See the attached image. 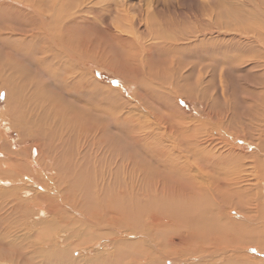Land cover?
<instances>
[{"label": "rangeland", "instance_id": "rangeland-1", "mask_svg": "<svg viewBox=\"0 0 264 264\" xmlns=\"http://www.w3.org/2000/svg\"><path fill=\"white\" fill-rule=\"evenodd\" d=\"M225 1L0 0V18H3L2 16L7 18L5 29L8 30L4 31V28H0V51L5 52L7 45L15 47L11 45L24 42L22 49L27 48L26 54L31 55L28 59L25 51H20L21 49L18 47L15 48L24 53V62L23 58L17 54L15 55L17 51L13 48L9 55L10 61L19 60L17 66L14 64L16 67L13 69L16 77H22L18 85L16 79L14 80V88H16V92H19L18 94L14 93L19 96V100L12 99L11 103H7L4 97L6 89L0 90V264H64L62 260L66 256H70V258L73 256L76 264H124L115 261V258L111 255L115 254L114 250L120 243H125L128 240L130 242L138 240L139 237L134 233L140 230H142L140 231L141 234H151L153 244L154 239L156 240L155 243L161 242L160 244L163 246L161 248H165L162 251L185 254L187 247L176 240L179 238L176 234L182 230L181 236L185 235L183 228L186 227V223L169 216L170 208L166 209L164 207L168 205L166 198L164 203L155 202L161 201L157 197L158 195L162 196L164 190L172 189L171 186L173 187V185L169 183V179H176L178 175V171L174 170L170 162H168L169 168L163 166L164 159L167 161L172 159L179 164L172 152V146L176 143L184 145L188 152L192 148L197 150L198 147L201 154L199 158L204 162L200 163L204 168V174H194L196 178H199L198 183L202 186L194 184L193 187L181 179L180 184L183 185V192L185 193L182 192V188L179 186L174 189H177L183 195L192 194V190H194V195L197 192L200 199L198 205L203 206L204 213L209 216L207 217L209 222L206 218L202 220L203 228L207 227L206 231L207 229L209 231L205 233L201 242L202 245L207 243L208 246V248L205 245L203 246L205 248L202 249L204 250L202 251V258L183 259L182 256H179L178 259H182V264H264V249L261 247L264 248V243L262 241V245L258 241V236L263 235L264 223L263 219H260V213L257 214L258 200H260L264 211V185L263 181L260 180L262 179L261 174L264 173V50L260 49L247 57L243 56L242 59H237V63H235L237 66L233 67V71L230 72L229 68L228 72L230 74L228 73L227 76L224 75L220 79L217 73L221 66H217L211 89H209L208 96L205 99L200 95L190 98L180 95L181 88L186 86H194L193 89L196 93L198 88L202 93L204 92L202 87L207 78L205 73H202L201 78H198L197 73L188 80L183 77V70L188 68L187 65L189 62L191 63L190 60L192 62L196 60L195 62L199 66L198 70L204 71L206 68V66H203L204 63H200V60L201 62L207 61L205 59L206 55L204 54V57H202L196 52L199 55L198 57L197 54H194L195 43L193 41V36L198 35L201 30L207 27L204 23L213 22L215 25H212L220 32L229 30L228 32L231 33L233 30L231 34L234 36V25L236 21H241L239 18H241L242 13L240 12L254 13L256 12L255 3L260 2V0H254L255 2L244 0L243 7L239 6L238 3L237 8H229ZM236 1L240 2L241 0ZM261 4H259V7H263L264 2ZM79 6L86 9V11L81 15L76 14L74 16L73 14L76 9L80 8ZM250 7L252 8L250 9ZM9 11L12 13H9ZM37 12H42L45 16H48L47 20L52 17L51 25L48 26L46 23L39 22L40 17H37ZM79 15L82 18L79 20L80 25L75 26L76 22L73 25L66 23L73 16L77 17ZM130 17L133 19L135 28L131 26L130 29L128 25L127 21ZM141 18L148 19L151 22L148 31L143 32L147 27L146 22L143 19L140 20ZM233 19H235V23H233ZM16 22L17 24H15ZM83 23H86L85 27L87 28L84 27ZM211 23L209 24L211 25ZM66 25L67 27H65ZM80 26L83 28L78 29ZM117 26L121 29L117 30L119 35L130 41H136L135 36L141 35L142 32L143 34L139 35L138 39L145 44L154 42L152 39L150 40V34L155 29H157V34L161 35L160 33H163L161 36L166 35L164 40L167 46L162 50H155L152 56L154 65L153 71H150L151 77L134 73L137 71H132L126 64L124 65L123 57L126 58L128 56L127 52L130 54L131 51L122 49L115 42L112 43L113 40L110 41L112 38L108 39L111 36L107 37L110 34L108 31L115 32ZM20 31L24 33L29 31L30 33L24 34L27 37L24 39L23 37L20 38L18 33ZM235 35L237 34L235 33ZM72 36L74 40L77 38L78 40H76L79 42L76 40L73 42ZM49 37L55 38H52V42L55 41L52 45L55 46L54 49L60 50L62 48L66 52L65 58L59 56L56 59H43L48 55H44L41 50L43 45L47 47ZM90 43L93 45H91L88 57L84 56L85 59L81 60L85 61L77 67L74 60H79V58L76 56L80 54L79 52L84 55V50L87 49L85 46ZM199 43H197L198 46H200ZM76 46L79 47L76 49ZM185 47L186 50L188 48L187 51ZM40 53L41 56H39ZM211 54L209 58L214 65V62L220 57H216L215 49L212 50ZM26 58L29 61L26 62ZM240 60L246 62L241 63ZM113 61L120 66L115 65L116 67H114L112 65ZM115 68L118 70L117 72H115ZM124 69L125 72L127 70L126 73L122 72ZM16 70L22 71L17 73ZM66 70L70 71L67 75L65 74ZM75 70L79 72L75 73ZM119 71L122 75L118 73ZM128 71H130V74H128ZM71 79H73V83ZM63 81H66L65 84ZM76 82H78V85ZM81 84H86V87ZM72 86H75V89ZM107 93H110L112 97H106ZM165 95L168 96V99L162 101ZM16 96H13V98ZM111 98L115 101H111ZM119 103L122 105L119 106ZM110 106L112 107L110 108ZM18 108L21 110L19 111ZM113 111L116 113H113ZM174 112L177 114L176 118ZM112 114L117 117L118 125L123 126L120 133L124 136L121 134L117 137L113 136L109 129L107 132L117 142V144L115 143L118 147L116 152L120 154L117 156L123 157L129 154L139 161L141 157L150 160L149 167L151 170L148 168L150 174L145 175L152 181L150 191H144L147 183L143 182L142 178L145 176H141V178L140 173H130L128 172L129 169L115 171L117 169L114 166L110 167L108 163V158H113V146L106 143V140H98L99 136H97L96 128L101 124L105 126L107 123H113L106 117V115L111 116ZM42 116L47 119L46 122L44 119L39 120ZM118 116L122 118V121ZM22 118H30L33 121H30L29 124H23ZM132 118L133 121H131ZM137 122L142 126L138 125ZM122 123H127L128 126L126 127ZM135 125L137 128L139 127L141 132L138 131L139 129L133 128V126L136 127ZM191 125L194 126V129L189 130L188 136L191 141H197L198 146L191 145L190 142L180 138L185 136V133H182L183 128L185 129ZM132 129L138 135L135 136L137 137L136 142L129 136ZM138 132L142 133V136ZM143 133L145 134L143 135ZM146 133H149V135H146ZM38 134L42 137L34 139V136ZM139 137H143L142 142H139ZM119 138H121V141L118 140ZM100 143H106L107 146L106 144L104 146L100 145ZM163 148L165 151H163ZM168 148L170 149L168 150ZM146 154L150 159L146 157ZM9 155L11 159L14 155L15 161H10ZM178 156L181 157L179 154ZM183 157L188 156L184 155ZM197 159L194 154L193 160L199 163ZM239 159L241 163H239ZM231 161H234L232 164H236V166L229 170ZM216 162H218L217 165ZM157 163L166 168L160 167L165 170L164 172L158 169L159 165ZM136 164L137 168L141 167V162ZM219 168L229 171V176L232 177L243 175V181L239 186L246 188L250 185L253 188L261 187V193L254 194V191L253 193L250 192L254 197L247 200L239 196L238 193L240 192L234 189V193L224 194L226 202H223V206L222 204L218 205L219 200L214 199L216 194H212V197L207 191L210 188V182L216 181L219 175L222 174ZM172 174L176 177H172ZM167 175H170V177ZM112 178H117V180L108 185L109 180ZM134 178L137 181L132 189L126 184L133 181ZM161 178L164 179L163 184L165 182L166 185L160 184L158 186L154 184ZM200 178H203L205 185ZM13 182L16 183L13 184ZM157 187H160L159 191ZM40 195H43V199L40 198ZM44 196L47 197L44 198ZM156 204L163 205L162 208L165 209L168 216L165 214L159 215L158 223L152 226L151 213L154 209H159ZM206 204H212V207L206 206ZM87 213L93 216L92 223L85 224L87 220L84 219H88L85 215ZM130 214L135 217L133 221H130ZM101 217L109 223H102ZM97 220L99 223L96 222ZM121 222L124 225L123 232L119 230L122 226ZM233 223L236 224V227ZM116 224L117 226H115ZM187 224L189 225L188 222ZM208 225H211L210 227L214 232L211 231ZM108 227L117 229L114 234L112 233V236H109L111 244L107 239L109 231L104 230ZM124 227H126L125 230ZM79 228L80 230L84 229V231L79 230V232ZM143 228L152 230L146 233ZM177 228L182 229L178 230ZM243 229L245 231L242 235ZM91 231L94 232L92 236L88 234ZM113 237H115V240ZM208 239L211 243L213 242L211 246L208 245ZM172 240H175V247L170 244ZM148 242L150 243V241ZM111 245L113 246L111 247ZM130 247L128 245L126 251L140 252L137 247ZM168 247L169 250H167ZM154 250L156 252L160 251V249ZM149 251L151 250L149 249ZM57 254H60V257H57ZM207 254H211V256ZM107 259L108 262L105 261ZM168 264H171V260Z\"/></svg>", "mask_w": 264, "mask_h": 264}, {"label": "bare ground", "instance_id": "bare-ground-1", "mask_svg": "<svg viewBox=\"0 0 264 264\" xmlns=\"http://www.w3.org/2000/svg\"><path fill=\"white\" fill-rule=\"evenodd\" d=\"M225 1V0H224ZM228 1V2H227ZM227 1H225L226 2V4L228 5V7L229 8H237L238 7V3H239V6H241V7H243L244 6V0H241V1H243V2H237L236 0H227ZM254 1V0H253ZM255 2V1H254ZM260 2L261 3H263L264 1H261L260 0ZM260 2H256L255 3V7H256V12H246V11H242V12H240V11H238V12H240V13H242V15L240 16L241 18H239V19H241V21L239 22V21H236V23L234 22V20L235 19H233V23H235V25H234V32H233V34H234V36L231 34L232 33V31H231V33L230 32H228L229 30H225V29H223V30H225L224 32H220V31H218V30H216V27L215 26H213L212 24H214L213 22L211 23V22H209V23H211V25L209 24V23H207V22H205L204 23V25L206 24L207 25V27H205L203 30H201L199 33H198V35H195V36H193L192 38L194 39L193 41H194V43H195V46H194V51H195V53L194 54H199L200 56H202V57H204V54L206 55V60L207 61H205V62H201V60H200V58H199V60H200V63L202 64V63H204V65L203 66H206V68H205V70L203 71V70H198V63L197 62H195V61H193L192 62V60H190L191 61V63L189 62V64L187 65L188 66V68L186 69H184L183 71H184V74H183V77H185V80H188V79H190L192 76H194V74L195 73H197L198 75V78H201V76H202V73H205L206 75H207V78H206V80H205V83L203 84V87H202V89H203V93L201 92V90L198 88V91H197V93L196 92H194V89H193V87L194 86H186V87H182L181 88V90H180V95H182L183 97H186V98H190V97H196L197 95H200V97H203L204 99L208 96L207 95V93H209V89H211V86H212V80H213V78H214V76H215V68L217 67V66H221V69L218 71V73H217V75H218V77H219V79H220V77H222V76H227V74L229 73L228 72V69L230 68V72H232L233 71V67L234 66H237V64H235V63H237V59H242V57L244 56V57H247L248 55H251L253 52H258L260 49L261 50H264V5H263V7H259L260 5L259 4H261ZM109 3V2H108ZM213 3V2H212ZM25 5V4H24ZM65 5V4H64ZM207 5V4H206ZM212 5V4H211ZM261 6H262V4H261ZM80 7V6H79ZM241 7H239V9H241ZM61 8V7H60ZM86 8V7H85ZM96 8V7H95ZM104 8V7H103ZM123 8V7H122ZM205 8V7H204ZM252 7H250V9H251ZM70 9V8H69ZM249 9V10H250ZM86 11V9H83V7L81 8H78V9H76V12L73 14L74 16L76 15V14H80L81 15V13H83V12H85ZM97 11V10H96ZM251 11H254V10H251ZM70 12V11H69ZM94 12V11H93ZM232 12V11H231ZM9 13H12V12H10L9 11ZM17 13V12H16ZM129 13V12H128ZM20 14V13H19ZM22 14V13H21ZM63 14V13H62ZM18 15V14H17ZM36 15H37V17H40V19L38 20L39 22H41V23H46L48 26H50L51 25V20L53 19L52 17H51V19H50V17H49V20H47V18H48V16H45V14H43L42 12H37L36 13ZM77 16V17H72V18H70L66 23L67 24H70V25H73L75 22H76V25L75 26H77V25H80V21L79 20H81L82 18H81V16ZM209 15V14H208ZM12 16V15H11ZM13 16H14V14H13ZM16 16V15H15ZM50 16V15H49ZM93 16V15H92ZM147 16V15H146ZM203 16V15H202ZM211 16V15H210ZM209 16V17H210ZM3 18H0V20H1V22H0V28H4V31L6 30L5 28L7 27L6 26V23H7V18L6 17H4V16H2ZM17 17V16H16ZM15 17V18H16ZM20 17H21V15H20ZM24 17H25V15H24ZM140 17V16H139ZM213 17V16H212ZM217 17V16H216ZM19 18V17H18ZM127 18V17H126ZM147 18H149V17H147ZM214 18V17H213ZM220 18V17H219ZM222 18V17H221ZM237 18V17H236ZM62 19V18H61ZM90 19V18H89ZM143 18H141L140 20H142ZM195 19V18H194ZM209 19H211V18H209ZM208 19V20H209ZM18 20V19H17ZM63 20V19H62ZM85 20H87V19H85ZM198 20H200V19H198ZM204 20V19H203ZM207 20V19H206ZM207 20V21H208ZM19 21V20H18ZM17 21V22H18ZM25 21V20H24ZM60 21V20H59ZM79 21V22H78ZM139 21V20H138ZM143 21L144 22H146V30H143V32L144 31H148L149 29V27H150V24H151V22L150 21H148V19L146 20V19H143ZM201 21V20H200ZM12 22H14V21H12ZM17 22L15 23V24H17ZM129 24V27H130V29H131V26H134L133 24V19L130 17V19H128V21H127ZM223 22V21H222ZM64 23V22H63ZM86 23H88V21H86ZM85 23V24H86ZM224 23V22H223ZM84 24V23H83ZM84 24V27L86 26ZM127 24V23H126ZM39 26H40V24H38ZM62 25V24H61ZM81 25H82V23H81ZM92 25H94V24H92ZM135 25H136V23H135ZM202 25V24H201ZM215 25V24H214ZM2 26V27H1ZM6 26V27H5ZM65 27H67V25L65 26ZM106 27H108V26H106ZM142 27V26H141ZM204 27V26H203ZM219 27V26H218ZM34 29H35V27H33ZM46 28H49V27H46ZM69 28H70V26H69ZM75 28V27H74ZM83 27L82 26H80V28H78V29H82ZM85 28H87V27H85ZM84 28V29H85ZM134 28H135V26H134ZM43 29V28H42ZM70 29H72V28H70ZM83 29V30H84ZM116 30H114L115 32H113L112 30H110V31H108V33H110L109 35L108 34H105L107 37H109V36H111L110 38H108V39H111L110 41L112 42V40H113V42L112 43H114L115 42V44L116 45H118V46H120L122 49H126V50H129V51H131L130 52V54L127 52V57L125 58V56L123 57V59H124V65L126 64L132 71H137V72H134V73H139L140 75H143V76H145V77H147V76H152V74L150 73V71L152 72L153 71V65H154V59L152 58V56L154 55V51L155 50H162V48H165L166 46H167V44L165 43V40H164V38L166 37V35H164V36H161V35H163V33H160L161 35H159V34H157L156 33V31H157V29H155V31H153V32H151V31H149V32H151V38H150V40L152 39L154 42H152V43H149V44H145V43H143V42H140L141 40H139L138 39V36L140 35H136L135 37V40L136 41H130V40H128V39H126V38H124V37H122V36H120L119 35V31H117V30H121L118 26L115 28ZM148 29V30H147ZM161 29V28H160ZM219 29V28H218ZM11 30V29H10ZM16 30V29H15ZM60 30V29H59ZM76 30V29H75ZM151 30V29H150ZM6 31H8V30H6ZM14 31V30H13ZM78 31V30H77ZM76 31V32H77ZM85 31V30H84ZM196 31H198V30H196ZM62 32V31H61ZM71 32H72V30H71ZM75 32V31H74ZM73 32V33H74ZM79 32V31H78ZM77 32V33H78ZM83 32V31H82ZM99 32V31H98ZM105 32V31H104ZM190 32V31H189ZM5 34H6V32H4ZM15 33V32H14ZM20 35V38L21 37H23L24 39H26L27 37L24 35V34H26V33H30L29 31H26V33H24L23 31H20V32H18ZM63 33V32H62ZM76 33V34H77ZM106 33V32H105ZM235 33L237 34V35H235ZM5 34H3V35H5ZM8 34H10V33H8ZM16 34V33H15ZM14 34V35H15ZM50 34V33H49ZM79 34H81V33H79ZM85 34V33H84ZM83 34V35H84ZM100 34V33H99ZM143 33L141 32V35H142ZM194 34H196L195 32H194ZM2 35V36H3ZM63 35V34H62ZM64 35H65V33H64ZM67 35V34H66ZM82 35V34H81ZM98 35V34H97ZM102 35V34H101ZM140 35V36H141ZM16 36H17V34H16ZM18 36V37H19ZM29 36V35H28ZM35 36V35H34ZM76 36V35H75ZM85 36H86V34H85ZM145 36H148V35H145ZM231 36V37H230ZM4 37V36H3ZM7 37V36H6ZM13 37V36H12ZM77 37V36H76ZM80 37V36H79ZM82 37V36H81ZM92 37V36H91ZM149 37V36H148ZM147 37V39H149ZM228 37H230L229 39H228ZM17 38V37H16ZM32 38V37H31ZM53 38V37H52ZM52 38H50L49 37V40H48V44H47V47H44V45H43V49L41 50L42 52H43V54L45 55V54H47L48 56H46V57H44L43 59H47V58H54V59H56V58H58L59 56L60 57H63V58H65L66 57V52H64L63 50H62V48L60 49V50H57V49H54V47L55 46H52L53 45V43L55 42H52ZM88 38V37H87ZM132 38V37H131ZM142 38H144L143 36H142ZM184 38V37H183ZM3 39V38H2ZM12 39V38H11ZM53 39H55V38H53ZM72 39H73V36H72ZM77 38H75V40H76ZM86 39V38H85ZM186 39V38H185ZM0 40H1V38H0ZM57 40V39H56ZM62 40V39H61ZM74 39H73V42L75 41ZM78 40V39H77ZM76 40V41H77ZM80 40V39H79ZM82 40V39H81ZM94 40V39H93ZM15 41V40H14ZM28 41V40H27ZM156 41V42H155ZM168 41V40H167ZM183 41H185V40H183ZM2 42V41H1ZM4 42V41H3ZM34 42V41H33ZM57 42H59V41H57ZM65 42V41H64ZM77 42H79V41H77ZM85 42V41H84ZM91 42V41H90ZM93 42V41H92ZM151 42V41H150ZM182 42V41H181ZM198 42H200L199 43V45L200 46H198ZM47 43V42H46ZM81 43V42H80ZM82 43H83V41H82ZM81 43V44H82ZM147 43V42H146ZM11 44V43H10ZM23 44H25L24 42H20L19 44H17V45H11V46H15V47H18V48H20L21 50L20 51H25V54L27 53V51H26V49L27 48H23L22 49V47H23ZM75 44V43H74ZM61 45V44H60ZM63 45V44H62ZM91 45H93V44H88L87 46H85L87 49H83L84 50V55L81 53V52H79L80 54L78 55V56H76V57H78L79 58V60H74L75 61V64L77 65V67L79 66V65H81V64H83V62L85 61V60H81V59H85V57L84 56H87L88 57V54H89V51H91ZM194 45V44H193ZM71 46V45H70ZM125 46H128V47H125ZM190 46H192V45H190ZM189 46V47H190ZM15 47H10V46H6V51L5 52H1L0 51V90L1 89H6V95L4 96L5 97V99H6V101H7V103H11L13 100L12 99H15V100H19V96H16L19 92H16V88H14V80L16 79V82H17V85L18 84H20V80H21V78H20V76L19 77H16L15 75H14V68L17 66V62L19 61H14V60H11L10 61V58H9V55H10V52H11V50H12V48L15 50V51H17L16 53H15V55L17 54V55H19L21 58H23L22 60H23V62H24V53H21L20 51H18L17 50V48H15ZM65 47V46H64ZM79 46H76V49L78 48ZM83 47H84V45H83ZM94 47V46H93ZM176 47V46H175ZM59 48V47H58ZM174 49V48H173ZM184 49V48H183ZM189 49H191V48H189ZM216 50V57H220V58H217V60L214 62V65L212 64V62H211V60H210V58H209V56H210V54H211V52H212V50ZM82 50V49H81ZM185 50H186V47H185ZM187 50H188V48H187ZM186 50V51H187ZM31 51V50H30ZM41 51H39V52H41ZM192 51V50H191ZM35 52V51H34ZM115 52V51H114ZM160 52V51H159ZM167 52V51H166ZM174 52V51H173ZM176 52V51H175ZM197 52V53H196ZM97 53V52H96ZM103 53V52H102ZM105 53V52H104ZM110 53V52H109ZM109 53H107L108 54V56H110L109 55ZM72 54V53H71ZM101 54V53H100ZM169 54V53H168ZM197 54V55H198ZM244 54V55H243ZM51 55V56H50ZM99 55V54H98ZM112 55V54H111ZM199 55H198V57H199ZM212 55V54H211ZM26 56H28L27 54H26ZM29 56H31L30 54H29ZM29 56H28V59H29ZM39 56H41V53L39 54ZM38 56V57H39ZM50 56V57H49ZM81 56H83V57H81ZM92 56V55H91ZM186 56V55H185ZM188 56H190V55H188ZM70 57V56H69ZM90 57V56H89ZM95 57V56H94ZM211 57V56H210ZM237 57V58H236ZM41 58V57H40ZM102 58V57H101ZM27 58H26V62H27V60H28ZM96 59V58H95ZM99 59V58H98ZM104 59V58H103ZM111 59V58H110ZM176 59V58H175ZM198 59V58H197ZM201 59H203L204 60V58H201ZM212 59V58H211ZM53 60V59H52ZM73 60V59H72ZM106 60V59H105ZM108 60V59H107ZM29 61V60H28ZM111 61V60H110ZM115 61V60H114ZM113 61V62H114ZM120 61H121V58H120ZM123 61V60H122ZM157 61V60H156ZM174 61V60H173ZM213 61H214V59H213ZM39 62V61H38ZM73 62V61H72ZM118 62V61H117ZM239 62H241V63H245L246 61H243V60H240ZM40 63V62H39ZM52 63V62H51ZM63 63V62H62ZM104 63V62H103ZM105 63H107V62H105ZM109 63H111V62H109ZM187 63H188V61H187ZM16 66H15V65ZM20 64V63H19ZM172 64V63H171ZM112 65H114V67H119L120 65H116V62H114ZM116 65V66H115ZM176 65V64H175ZM200 65V64H199ZM50 66V65H49ZM59 66V65H58ZM74 66V65H73ZM107 66V65H106ZM111 66V65H110ZM178 66V65H177ZM73 68V67H72ZM108 68H109V66H108ZM111 68H112V66H111ZM118 69V68H117ZM156 69H157V67H156ZM201 69V68H200ZM202 69H203V67H202ZM13 70V71H12ZM113 70V69H112ZM22 71V70H21ZM20 70H16V72L18 73V72H21ZM118 70H116V68H115V72H117ZM70 71L69 70H66L65 71V74L67 75V73H69ZM79 71L78 70H75V73H78ZM122 72H125V69H124V71H122ZM126 72H127V70H126ZM125 72V73H126ZM129 73L128 74H130V71H128ZM85 73V72H84ZM118 73H121L120 71L118 72ZM154 73V72H153ZM16 74V73H15ZM24 74H26V73H24ZM155 74V73H154ZM230 74V73H229ZM81 75V74H80ZM121 75H122V73H121ZM204 75V74H203ZM64 76V75H63ZM73 76V75H72ZM119 76H120V74H119ZM142 76V77H143ZM54 78V77H53ZM78 78H80L79 76H78ZM82 78H83V76H82ZM197 78V79H198ZM68 79V78H67ZM84 79V78H83ZM208 79V80H207ZM24 80V79H23ZM72 80L73 79H71V82H72ZM184 80V79H183ZM66 81H68V80H66ZM65 81V82H66ZM79 81V80H78ZM81 81V80H80ZM194 81V80H193ZM64 82V81H63ZM65 82H64V84H65ZM69 83H70V81H68ZM83 82V81H82ZM73 83V82H72ZM77 83V85H78V82H76ZM75 83V84H76ZM187 83V82H186ZM199 82H198V80H197V85L199 86V84H198ZM54 84V83H53ZM68 84V83H67ZM81 85H83V87H86V84H81ZM61 86H62V84H61ZM65 86H68V85H65ZM174 86V85H173ZM73 87V86H72ZM75 87V86H74ZM73 87V88H74ZM79 87V86H78ZM175 87V86H174ZM180 87V86H179ZM62 88V87H61ZM80 88V87H79ZM63 89V88H62ZM75 89V88H74ZM77 89V88H76ZM71 90V89H70ZM82 90V89H81ZM76 91V90H75ZM14 92H16V93H14ZM13 96H16V97H14L13 98ZM106 97H112V96H110V93H107V96ZM105 97V98H106ZM171 97V96H170ZM115 98V97H114ZM117 98H118V96H117ZM116 98V99H117ZM167 99H168V96H164L163 98H162V101L164 100H166L167 101ZM197 99V98H196ZM23 100V99H22ZM115 101V99H112L111 98V101ZM190 100H192V99H190ZM193 100H195V99H193ZM37 101V100H36ZM35 101V102H36ZM118 101H119V99H118ZM20 102V101H19ZM117 102V101H116ZM198 102V101H197ZM51 104V103H50ZM104 104H105V102H104ZM114 105H115V103H113ZM120 104L121 103H119V106H120ZM165 104V103H164ZM15 105V104H14ZM106 105V104H105ZM113 105V106H114ZM122 105V104H121ZM169 105V104H168ZM107 106V105H106ZM33 107V106H32ZM105 107V106H104ZM112 106H110V108H111ZM19 108H20V106H19ZM19 108H18V110H19ZM103 108V107H102ZM51 109H52V107H51ZM118 109V107L116 108V110ZM21 110V109H20ZM19 110V111H20ZM112 110H113V108H112ZM115 110V109H114ZM28 111V110H27ZM56 112V111H55ZM107 112H110V111H107ZM104 113V112H103ZM102 113V114H103ZM113 113H116V112H114L113 111ZM129 113V112H128ZM175 113V112H174ZM33 114V113H32ZM35 114V113H34ZM54 114V113H53ZM176 114V113H175ZM38 115V114H37ZM110 115V114H109ZM113 115V114H112ZM111 115V116H112ZM182 115V114H181ZM103 116V115H102ZM111 116H108V115H106V117H108L113 123H107V125H105L104 126V124H101V126L100 125H98V127L96 128L97 130V136H99V138H98V140H100V141H104V140H106V143H108V144H111L112 146H113V158H108V163H109V165H110V167H112V166H114L117 170H115V171H120V170H130V171H128V172H130V173H133V174H135V173H140L141 175H140V177L141 176H147V174L149 173L148 172V168H149V170H151L150 169V160H148V159H146L145 157H141L140 155V157H141V159H140V161L138 160V159H136L133 155H126V156H123V157H120V156H117V155H120V154H118L117 152H116V149L118 148L116 145H115V143L117 144V142H116V140L114 139V137H110L109 135H108V129H109V132H111L112 134H113V136H116L117 137V135H119V134H121L120 132H122V128L121 127H123V126H121V125H118V122H117V117L115 116V115H113L112 117ZM176 116H177V114L175 115V118H176ZM21 117V116H20ZM122 117H124L125 118V116H123L122 115ZM19 118V117H18ZM23 118H25V117H23ZM21 119V120H23V124H29L30 123V121L32 122L33 121V119H30V118H28V119ZM118 118L120 119L121 117L120 116H118ZM123 118V119H124ZM126 118H127V116H126ZM134 118V117H133ZM133 118H132V120L131 121H133ZM179 118V117H178ZM42 119H44V117L42 116V117H40L39 118V120H42ZM104 119H106V118H104ZM139 119V118H138ZM18 120V119H17ZM45 120V122H46V120L47 119H44ZM121 121H122V118L120 119ZM127 120V119H126ZM20 121V120H19ZM124 121V120H123ZM140 122V121H139ZM17 123V122H16ZM42 123V122H41ZM130 123V122H129ZM135 123V122H134ZM138 123V122H137ZM143 123V122H142ZM109 124V125H108ZM123 125H125L126 127L128 126V124L127 123H122ZM127 124V125H126ZM140 123H138V125H139ZM141 125V124H140ZM229 125V124H228ZM18 126V125H17ZM20 126V125H19ZM18 126V127H19ZM22 126V125H21ZM124 126V128L126 129V127ZM131 126V125H130ZM136 126V125H135ZM142 126V125H141ZM106 127H107V129H106ZM147 127V126H146ZM157 127V126H156ZM21 128V127H20ZM23 128H24V126H23ZM111 128H112V130H111ZM133 128L135 129H139V127L137 128V126L136 127H134L133 126ZM142 128V127H141ZM143 128H144V125H143ZM149 128V127H148ZM157 129V128H156ZM160 129V128H159ZM192 129H194V126H188V127H186L185 129L183 128V132L182 133H185V136H183V137H180V138H182V139H184V140H186V141H188V142H190L191 143V145H197V141H191V138L188 136L189 135V133H190V131L189 130H192ZM197 129V128H196ZM199 129V128H198ZM136 130V131H137ZM144 130V129H143ZM95 131V132H96ZM125 131V130H124ZM138 131H140V129L138 130ZM149 131H151V130H149ZM163 131V130H162ZM141 132V131H140ZM140 132H138V133H140ZM142 132H145V131H142ZM153 132H154V130H153ZM160 132V131H159ZM22 133V132H21ZM137 133V132H136ZM134 131H133V129H132V131L130 132V134H129V136L131 137V139L133 140L134 139V141L135 140H137V137H135L137 134H136ZM192 133V132H191ZM142 133H140V135H141ZM145 133H143V135H144ZM151 134H152V132H151ZM187 134V135H186ZM193 134V133H192ZM95 135H96V133H95ZM94 135V136H95ZM121 135H123V134H121ZM146 135H149V133H146ZM145 135V136H146ZM153 135H156V134H153ZM183 135V134H182ZM96 136V137H97ZM124 136V135H123ZM138 136V135H137ZM142 136V135H141ZM145 136H143V137H145ZM167 136H169V135H167ZM35 138L34 139H39V138H41L42 136L41 135H35L34 136ZM126 137H128L127 135H126ZM143 137L141 138V137H139V142H142V140H143ZM158 137V136H157ZM175 137V136H174ZM96 139V138H95ZM130 139V138H129ZM130 139V140H131ZM146 139H147V137H146ZM167 139V138H166ZM118 140H120L121 141V138H119ZM149 140H151V139H149ZM154 140V139H153ZM180 140V139H179ZM152 141V140H151ZM176 141V140H175ZM136 142V141H135ZM155 142V141H154ZM159 142H160V140H159ZM167 142V141H166ZM182 142V141H181ZM106 143H100V145H105ZM131 143V142H130ZM134 143V142H133ZM171 143V142H170ZM175 143V142H174ZM182 143H184V142H182ZM146 144H148V143H146ZM203 144V143H202ZM131 145H132V143H131ZM157 145V144H156ZM167 145H168V143H167ZM186 145V144H185ZM106 146H107V144H106ZM150 146H152V145H150ZM158 146V145H157ZM169 146V145H168ZM198 146V145H197ZM159 147V146H158ZM166 147V146H165ZM192 148V147H191ZM203 148V147H202ZM162 149V148H161ZM170 148H168V150H169ZM110 151H111V149H110ZM135 151V150H134ZM139 151V150H138ZM163 151H165V149L163 148ZM198 151V152H197ZM151 152V151H150ZM172 152H173V156H174V158H176V160L179 162V164L178 163H176L174 160H169V161H167L166 159H164V164H163V166L164 167H167V168H169L168 167V165H169V163L168 162H170V164L174 167V170L176 171H178V175H177V177L174 175V174H172L171 176L173 177H176V179H169V183H171L172 185H173V187L171 186V188L172 189H167L166 191L164 190V193L162 194V196H159L158 195V197L157 198H160L161 199V201L160 202H157V201H155L156 203H164L165 202V198H166V200H167V204L168 205H165L164 207H166V209L167 208H170V210H169V216H171V218H173V219H177V220H182V222H185L186 223V227H184L183 228V233L185 234L184 236H181V234H182V230L179 232V233H177L176 235H178L179 236V238H177L176 240H178V241H180V244H182V245H184L185 247H187V249H186V253L184 254V253H182V252H179V253H174V252H172V253H168V252H164V251H162L163 249H165V248H161V247H163L162 246V244H160V243H155L156 242V240L154 239V244H153V242H151L152 241V238L153 237H151L150 235H144V234H141L140 233V231H142V230H140V231H137V232H135L134 234H136L137 235V237H139V239L138 240H135L134 242H130V240H128L127 242H125V243H120L118 246H116V248H115V250H114V255H111V256H113V258H115V261H117V262H122V263H124V264H136V263H140V264H168L169 263V261L171 260V264H182V259H178V257L179 256H182L183 257V259L184 258H189V259H191V258H196V257H198L199 259H201L202 258V251H204V250H202V249H204L205 247H203L204 245L208 248V246H207V243H205L204 245H202V239H203V237H204V235H205V233H208L209 231H208V229H207V231H206V228H203L204 226V224L202 223V220L204 219V218H206L207 219V217H209L208 215H207V213L205 214L204 213V207L202 206V207H200L199 205H198V201H200V199L198 198V195L199 194H197V192H195L196 194L194 195V190H192L191 192H192V194H186V195H183V194H181V193H179L178 191H177V189H174L176 186H179L180 188H182L181 190H182V192H183V185L182 184H180L181 183V179L182 180H184V181H186V183H189V184H191L193 187H194V184L196 185V184H200V183H198L200 180H199V178H196V175H194L195 173H203L204 174V172H203V166H201L200 165V163H204L203 161H202V159H200L199 157L201 156V154H200V151L198 150V147H197V150L196 149H193L192 148V150L190 149V151L188 152L187 151V149L185 148V146L184 145H181L180 143H176V145H173L172 146ZM192 154H191V153ZM137 153V152H136ZM135 153V154H136ZM140 153V152H139ZM144 153V152H143ZM141 154H142V152H141ZM147 154H149V153H147ZM146 154V155H147ZM151 154V153H150ZM178 154L181 156V157H179L178 156ZM189 154V155H188ZM194 154H195V157H197L198 159V161H199V163H197L196 161H194L193 160V158H194ZM170 155H172V154H170ZM188 156V157H183V156ZM138 156V157H139ZM144 156V155H143ZM152 156V155H151ZM192 156H193V158H192ZM238 156V155H237ZM9 157H10V159H11V156L9 155ZM137 157V156H136ZM137 157V158H138ZM146 157H149L148 155L146 156ZM154 158V157H153ZM202 158V157H201ZM15 158H14V155H13V157H12V159L10 160V161H13ZM149 159H150V157H149ZM154 160H155V158H154ZM196 160V159H195ZM212 160V159H211ZM15 161V160H14ZM157 161V160H156ZM156 161H155V163H156ZM236 161V160H235ZM17 162V161H16ZM139 163V162H141V167L140 168H137V164L136 163ZM158 162V161H157ZM232 162H234V161H231V163H230V169L229 170H231V168L232 167H234V166H236V164H232ZM256 162V161H255ZM15 163V162H14ZM217 163L218 162H216V165H217ZM219 163H221V162H219ZM239 163H241V160L239 159ZM158 164V163H157ZM226 164V163H225ZM18 166H19V164H17ZM16 165V166H17ZM159 165V168L158 169H161L162 170V172H164L165 170H163L162 168H164V167H162V164L160 165V164H158ZM216 165H215V167H216ZM219 165V164H218ZM5 166H7L6 164H5ZM214 166V165H213ZM227 166V165H226ZM260 166V165H259ZM20 167H22L21 165H20ZM113 167V168H114ZM145 167H147V168H145ZM152 167V166H151ZM153 167H154V165H153ZM152 167V168H153ZM156 167V166H155ZM160 167H162V168H160ZM214 167V168H215ZM7 168V167H6ZM156 168V169H157ZM223 168V167H222ZM222 168H219V170H220V172L222 173V174H220L219 175V178L216 180V181H213V182H210L211 184L209 185L210 186V188H208L209 190L207 191L209 194H211V196H212V194H216V197H214V199L216 198V199H218L217 201H218V205L219 204H222V206H223V202H226V197L224 196V194H229V193H234L235 192V190L236 191H239L240 193H238V195L239 196H242V197H244V198H246L247 200L248 199H252V197H254V195H252V193H253V191H254V194H258V193H261V187H255V188H253L251 185H250V187H248V188H246V187H243V186H239L240 185V183H242V181H243V175H241V176H237V177H232V176H229V171H227V170H225V169H222ZM227 168V167H226ZM257 168V167H256ZM18 169V168H17ZM24 169V168H23ZM26 169V168H25ZM119 169V170H118ZM164 169H166V168H164ZM211 169H213V168H211ZM1 170V169H0ZM154 170V169H153ZM155 171V170H154ZM217 171V170H216ZM151 172V171H150ZM170 172V171H169ZM180 172V173H179ZM211 172V171H210ZM214 172V171H213ZM218 172V171H217ZM209 173V172H208ZM150 174V173H149ZM148 174V175H149ZM165 174H167V173H165ZM218 174H219V172H218ZM202 175V174H201ZM88 176V175H87ZM144 177V178H142L141 180L143 181V182H145V183H147V185H146V190H144V191H150L151 190V185H150V183L152 182L151 180H149L147 177ZM168 176V175H167ZM207 176V175H206ZM209 176V175H208ZM261 176H262V179H260V180H262L263 181V185H264V173L263 174H261ZM90 177V176H89ZM139 177V178H140ZM168 177H170V175L168 176ZM204 177V176H203ZM260 177V176H259ZM201 179V182H203V178H200ZM216 179V178H215ZM117 180V178H112V179H110L109 180V182H108V185H110L111 183H114L115 181ZM11 181V180H10ZM13 181V180H12ZM137 180H136V178H134L133 179V181H131L130 183H128V184H126V185H129L132 189H133V185H134V183L136 182ZM163 181H164V179H162L161 178V180L160 179H158L157 180V182H155L154 184H156V185H166V183L164 182V184H163ZM167 181V180H166ZM206 181V180H205ZM7 183V182H6ZM10 183V182H9ZM16 182H13V184H15ZM8 184V183H7ZM33 184H34V182H33ZM203 184H204V182H203ZM167 185H168V183H167ZM205 185V184H204ZM10 186V185H9ZM12 186V185H11ZM31 186V185H30ZM200 186H202L201 184H200ZM235 187V188H234ZM158 188V191L160 190V187H157ZM167 188V187H166ZM178 188V187H177ZM196 188V187H195ZM201 188V187H200ZM206 189H207V187H206ZM205 189V190H206ZM235 189V190H234ZM179 190V189H178ZM258 191H260V192H258ZM202 192H203V190H202ZM250 192H252V193H250ZM183 193H185V192H183ZM35 195V194H34ZM33 195V196H34ZM262 195V194H261ZM42 196L43 195H40V198L41 199H43L42 198ZM202 196V195H201ZM257 196H259V195H257ZM39 197V196H38ZM45 197H47V196H44V198ZM188 197V198H187ZM213 197V196H212ZM209 198V197H208ZM260 198V197H259ZM162 199H163V201H162ZM184 201H183V200ZM213 199V198H212ZM254 199V198H253ZM130 200H131V198H130ZM154 200H157V199H154ZM208 200V199H207ZM204 201V200H203ZM206 201V200H205ZM209 201V200H208ZM245 201V200H244ZM256 201V200H255ZM259 201V203H258V210H257V214H259L260 213V219L263 221V223H264V211H263V208H262V205H261V202H260V200H258ZM211 202V201H210ZM247 202V201H246ZM253 202H254V200H253ZM145 203H147V202H145ZM209 203V202H208ZM247 203H249V202H247ZM257 203V202H256ZM61 204H62V202H61ZM149 204V203H148ZM217 204V203H216ZM141 205V204H140ZM156 205H158V204H156ZM200 205H202V204H200ZM137 206V205H136ZM139 206V205H138ZM159 206V209H154L153 210V212L151 213V219H152V222H153V225L152 226H154V225H156L157 223H158V221H159V218H158V216L159 215H161V214H165V215H167L168 216V214L166 213V211H165V209H163L162 207H163V205H158ZM172 206V207H171ZM206 206H210V207H212V204L211 205H208V204H206ZM157 207V206H156ZM151 208V207H150ZM233 208V207H232ZM223 209H224V207H223ZM207 210V209H206ZM146 211V210H145ZM44 212V211H43ZM262 212V213H261ZM132 213H133V211H132ZM41 214V213H40ZM87 217H88V219H84V220H87V223H85V224H89L90 222H91V220L93 219L92 217V215L90 214V213H87V214H85ZM134 215H136V214H134ZM241 215H242V213H241ZM82 218V217H81ZM129 218H130V221H133L134 219H135V217H133L131 214L129 215ZM73 219V218H72ZM101 219H102V221H100V222H102V223H105V224H107V223H109V222H106L102 217H101ZM169 219V218H168ZM62 221V220H61ZM77 221V220H76ZM79 221V220H78ZM124 221V220H123ZM168 221V220H167ZM170 221V220H169ZM168 221V222H169ZM174 221V220H173ZM176 221V220H175ZM248 221V220H247ZM70 222V221H69ZM82 222V221H81ZM81 222H80V224H81ZM96 222H98V220L96 221ZM119 222H120V220H119ZM171 222V221H170ZM187 222L189 223V225L187 224ZM207 222H209L208 221V219H207ZM211 222V221H210ZM66 223H68V222H66ZM92 223V222H91ZM99 223V222H98ZM97 223V224H98ZM180 223V222H179ZM178 223V224H179ZM213 223H215V222H213ZM237 223V222H236ZM75 224V223H74ZM78 224V223H77ZM177 224V223H176ZM234 224V223H233ZM93 225H95V224H93ZM114 225V224H113ZM121 228L119 229V230H122V228H123V222H121ZM184 225V224H183ZM188 225V226H187ZM215 225V224H214ZM115 226H117V224L115 225ZM178 226V225H177ZM206 226V225H205ZM209 226V225H208ZM211 226V225H210ZM209 226V227H210ZM219 226V225H218ZM234 226L236 227V224H234ZM81 227V226H80ZM89 227H90V225H89ZM89 227H86V228H89ZM94 227V226H93ZM92 227V228H93ZM97 227V226H96ZM234 227V228H235ZM246 227V226H245ZM73 228V227H72ZM76 228V227H75ZM125 228L126 227H124V230H125ZM225 228H227V227H225ZM84 229H85V227H84ZM84 229H81V230H83L84 231ZM90 229V228H89ZM112 231H111V230ZM178 229V228H177ZM180 229H182V228H180ZM180 229H178V230H180ZM210 229H211V227H210ZM209 229V230H210ZM215 229V228H214ZM71 230V229H70ZM73 230V229H72ZM80 230V228L78 229V231ZM80 230V231H81ZM87 230V229H86ZM100 230H102V229H100ZM104 230H106V231H109V234L107 235L108 237H107V239H108V241H109V243L111 244L112 242H110L111 241V239L109 238V236H112V233L114 234V232L115 231H117V229L116 228H114V227H112V228H105ZM152 229H144L143 228V231H145L146 233H149L150 231H151ZM177 230V231H178ZM238 230V229H237ZM263 230V229H262ZM77 231V230H76ZM79 231V232H80ZM211 231H213L214 232V230H212L211 229ZM221 231V230H220ZM240 231V230H239ZM245 231V229H243L242 230V235L244 234L243 232ZM73 232V231H72ZM122 232H123V230H122ZM224 232V231H223ZM76 233V232H75ZM82 233V232H81ZM88 233V232H87ZM94 232H92L91 231V233H88L89 235H91L92 236V234H93ZM219 233V232H218ZM227 233V232H226ZM172 234V233H171ZM215 234H216V232H215ZM222 234V233H221ZM257 234V233H256ZM75 235H77V234H75ZM174 235V234H173ZM207 236H208V234H206ZM213 235V234H212ZM240 235V234H239ZM87 236V235H86ZM172 236V235H171ZM233 236H235V234H233ZM88 237H90V236H88ZM118 237V236H117ZM120 237H122V236H120ZM132 237V236H131ZM173 237V236H172ZM177 237V236H176ZM209 237V236H208ZM226 237V236H225ZM259 238H258V241H259V243H261L262 245H263V243H264V230H263V235L262 234H260V236H258ZM86 238V237H85ZM115 237H113V239H114ZM141 238V239H140ZM175 238V237H174ZM244 238V237H243ZM110 239V240H109ZM147 239V240H146ZM247 239H249V238H247ZM256 239V238H255ZM115 240V239H114ZM118 240H119V237H118ZM148 241H150V243L148 242ZM159 241V240H158ZM162 241V240H161ZM167 241V240H166ZM205 241V240H204ZM208 241H209V239H208ZM262 241H263V243H262ZM121 242V241H120ZM124 242V241H123ZM107 243V242H106ZM165 243V242H164ZM170 244L172 245V246H174L175 247V240H172L171 242H170ZM169 244V245H170ZM178 244V243H177ZM198 244V245H197ZM213 244V242L211 243V241H209L208 242V245H212ZM133 246L134 248L135 247H137L139 250H140V252H138V253H136V251L133 253V252H129V251H126L128 248H127V246ZM135 245V246H134ZM170 245V246H171ZM105 246V245H104ZM113 245H111V247H112ZM154 247V249H160V251L159 252H156L154 249H153V247ZM171 246V247H172ZM191 246V247H190ZM200 246V247H199ZM109 247V246H108ZM130 247V248H131ZM262 247V249H264L263 248V246H261ZM260 247V248H261ZM134 248H132V249H134ZM141 248V249H140ZM142 248H143V250H142ZM98 249V248H97ZM103 249V248H102ZM149 249L151 250V251H149ZM198 249H200V250H198ZM261 249V250H262ZM135 250V249H134ZM146 250V251H145ZM167 250H169V247H168V249ZM141 251H145V252H141ZM174 251V250H173ZM185 251V250H184ZM176 252V251H175ZM206 253V252H205ZM96 254V253H95ZM109 254H112V253H109ZM207 255H209V256H211V254H207ZM57 257H60V254L58 255H56ZM110 257V256H109ZM205 257V256H204ZM207 259V258H206ZM63 262H64V264H76V261H75V259L73 258V256H71V258H70V256H66L63 260H62ZM102 261H104V260H102ZM106 262H108V259L107 260H105ZM111 261V260H110ZM181 262V263H180ZM111 263H112V261H111ZM191 263V262H190ZM78 264H81V263H78ZM187 264V263H186ZM198 264H200V263H198ZM202 264V263H201Z\"/></svg>", "mask_w": 264, "mask_h": 264}]
</instances>
